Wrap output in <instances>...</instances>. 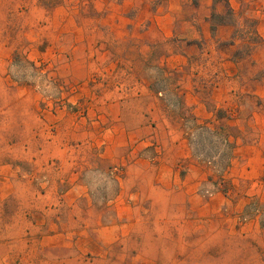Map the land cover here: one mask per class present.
Segmentation results:
<instances>
[{
  "label": "rangeland",
  "instance_id": "1",
  "mask_svg": "<svg viewBox=\"0 0 264 264\" xmlns=\"http://www.w3.org/2000/svg\"><path fill=\"white\" fill-rule=\"evenodd\" d=\"M144 1L0 0V264H264V174L224 169L264 148V0L232 46Z\"/></svg>",
  "mask_w": 264,
  "mask_h": 264
},
{
  "label": "crops",
  "instance_id": "2",
  "mask_svg": "<svg viewBox=\"0 0 264 264\" xmlns=\"http://www.w3.org/2000/svg\"><path fill=\"white\" fill-rule=\"evenodd\" d=\"M252 0H225L226 6L234 15L232 21L213 22L211 16L213 13H220V2L215 0H158L153 13L151 14V24L159 27L168 28V34L178 37H186L187 43H229L232 46L236 42V29L240 26L237 16L244 10L243 2ZM256 1L257 0H253ZM151 0H145V8H149ZM256 15V31L262 37V44L254 48L251 57L257 61V56L264 48V11L252 6ZM184 30V35L180 31ZM185 57L183 54H171L170 58ZM225 63L232 65L230 55L224 56ZM225 67V65H224ZM264 100V82L256 85L255 92ZM236 156H240L243 163L240 165ZM240 167V168H239ZM230 172L237 171L246 177L255 179L264 174V148L260 142L246 144L233 149V155L228 167ZM216 201L223 203L225 196L216 194ZM254 221L250 225L253 227ZM246 226L248 224H245ZM255 226V225H254ZM255 228V227H254ZM248 230V229H247ZM117 233L113 238H119Z\"/></svg>",
  "mask_w": 264,
  "mask_h": 264
},
{
  "label": "trees",
  "instance_id": "3",
  "mask_svg": "<svg viewBox=\"0 0 264 264\" xmlns=\"http://www.w3.org/2000/svg\"><path fill=\"white\" fill-rule=\"evenodd\" d=\"M218 118H220V116H218ZM199 127L205 128L208 132L215 133V134H218V133H216V132H218V129L217 128L218 127L220 128V126H218L216 129L211 130V128H209V126H207L205 123H203ZM225 140L228 143V146L230 148V151H229V160L227 161L226 166L224 167V169L229 167L230 161H231V157L233 155V149H234V143H233V141H231L229 139L228 136L225 138Z\"/></svg>",
  "mask_w": 264,
  "mask_h": 264
}]
</instances>
